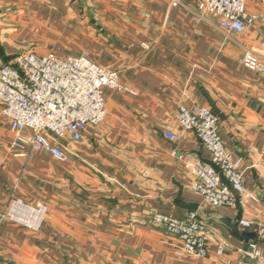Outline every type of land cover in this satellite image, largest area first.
Instances as JSON below:
<instances>
[{"label": "crops", "instance_id": "obj_1", "mask_svg": "<svg viewBox=\"0 0 264 264\" xmlns=\"http://www.w3.org/2000/svg\"><path fill=\"white\" fill-rule=\"evenodd\" d=\"M197 13V0H0V64L27 51L85 55L119 71L129 89L105 88V122L80 142L63 140L65 162L46 151L17 155L0 105V264H264V71L241 63L247 50L264 52V0L247 2L259 17L240 34L213 15L196 22ZM181 105L219 116L256 199L238 194L237 207H215L192 189L184 163L211 157L195 132L180 129ZM41 206L38 228L18 220ZM191 211L210 232L207 257L186 254L150 222L156 212L185 219ZM227 222L256 237L238 238ZM219 241L229 245L221 255ZM250 241L262 259L245 256Z\"/></svg>", "mask_w": 264, "mask_h": 264}, {"label": "built area", "instance_id": "obj_2", "mask_svg": "<svg viewBox=\"0 0 264 264\" xmlns=\"http://www.w3.org/2000/svg\"><path fill=\"white\" fill-rule=\"evenodd\" d=\"M169 1L173 6L180 3V0ZM248 1L197 0L198 13L194 20L200 22L206 15H213L222 27L243 33L259 17L247 13ZM261 46L264 49V35ZM241 63L252 71L263 72L264 52L247 50ZM105 88L119 92L129 90L119 71L102 66L85 55L27 51L18 54L12 63L0 64V105L15 133L12 147L16 154L23 156L28 150L46 151L61 162L67 161L71 151L63 140L70 138L80 142L88 127L105 122L108 114ZM176 120L182 131L195 132L210 153L211 163L199 159L184 163L194 175L192 189L200 193L208 205L237 207L238 194L256 199L245 186L243 159L236 158L226 148L219 133V116L214 111L203 106L181 105ZM165 135L171 140L178 138L171 131ZM45 212V206L39 211L28 208V214L18 220L38 228ZM10 214L16 216L13 211ZM150 222L177 236L186 254L208 256L211 250L209 230L197 211L189 212L185 219L156 212L151 215ZM240 224L252 225L246 219H241ZM228 247L227 242L219 241L217 253L224 254ZM247 255L262 259L256 241L249 243Z\"/></svg>", "mask_w": 264, "mask_h": 264}, {"label": "water", "instance_id": "obj_3", "mask_svg": "<svg viewBox=\"0 0 264 264\" xmlns=\"http://www.w3.org/2000/svg\"><path fill=\"white\" fill-rule=\"evenodd\" d=\"M227 225L232 229L233 233L240 239H251L256 237V233L241 232L237 223H229Z\"/></svg>", "mask_w": 264, "mask_h": 264}, {"label": "rangeland", "instance_id": "obj_4", "mask_svg": "<svg viewBox=\"0 0 264 264\" xmlns=\"http://www.w3.org/2000/svg\"><path fill=\"white\" fill-rule=\"evenodd\" d=\"M22 53H23V52H22ZM198 216H199V214H198ZM199 219L202 220V221L205 223V221H204L203 219H201L200 216H199ZM206 229H207V226H206ZM207 232L210 233L209 231H207ZM250 242H251V241H250ZM250 242H249V243H250ZM227 249H228V248H227ZM227 249H226V251H227ZM209 252H210V251H209ZM245 256H246L247 258L251 259V260H259V259H252V258H250V257L247 255V252H245ZM206 257H207V256H206Z\"/></svg>", "mask_w": 264, "mask_h": 264}]
</instances>
